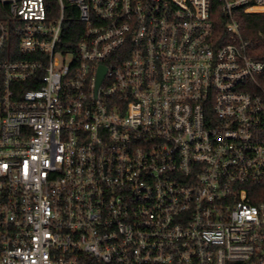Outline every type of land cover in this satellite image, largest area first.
<instances>
[{
  "label": "built area",
  "instance_id": "built-area-1",
  "mask_svg": "<svg viewBox=\"0 0 264 264\" xmlns=\"http://www.w3.org/2000/svg\"><path fill=\"white\" fill-rule=\"evenodd\" d=\"M219 1L0 0V264H264V0Z\"/></svg>",
  "mask_w": 264,
  "mask_h": 264
},
{
  "label": "trees",
  "instance_id": "trees-1",
  "mask_svg": "<svg viewBox=\"0 0 264 264\" xmlns=\"http://www.w3.org/2000/svg\"><path fill=\"white\" fill-rule=\"evenodd\" d=\"M219 0H211L210 18L214 26V37L224 35V18L221 15ZM238 23L242 37L252 42V54L255 58L264 60V17L243 15L240 11Z\"/></svg>",
  "mask_w": 264,
  "mask_h": 264
},
{
  "label": "water",
  "instance_id": "water-1",
  "mask_svg": "<svg viewBox=\"0 0 264 264\" xmlns=\"http://www.w3.org/2000/svg\"><path fill=\"white\" fill-rule=\"evenodd\" d=\"M104 72H105V68L103 66H100L98 70L97 80H96V88L101 83L103 76H104Z\"/></svg>",
  "mask_w": 264,
  "mask_h": 264
}]
</instances>
